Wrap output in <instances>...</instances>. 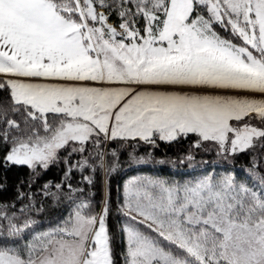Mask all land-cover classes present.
I'll return each mask as SVG.
<instances>
[{
  "label": "snow or ice",
  "instance_id": "1",
  "mask_svg": "<svg viewBox=\"0 0 264 264\" xmlns=\"http://www.w3.org/2000/svg\"><path fill=\"white\" fill-rule=\"evenodd\" d=\"M188 140L223 170L131 177L115 208L106 179L97 207L121 155ZM14 170L0 264H264V0H0V196Z\"/></svg>",
  "mask_w": 264,
  "mask_h": 264
},
{
  "label": "trees",
  "instance_id": "2",
  "mask_svg": "<svg viewBox=\"0 0 264 264\" xmlns=\"http://www.w3.org/2000/svg\"><path fill=\"white\" fill-rule=\"evenodd\" d=\"M190 144H191V140H188L186 142H181L179 144H171V145L161 143L160 148L154 152V155L157 160L164 159L166 161V163L163 165L156 163H152L149 165H135L128 161L126 155H121L120 158L121 167L116 173L111 174L110 177H105L104 174L101 172H98L95 175V185L91 188V192L95 193L94 201L96 202L97 207H99V203L104 199V191H105L104 178H106L109 181L107 187L110 190L112 207L115 208L116 204L119 202L118 197L120 191L122 190L124 181L129 176L137 172L151 173L153 175L171 179L174 177L176 178L177 177L179 178L180 176L183 177V175L188 174L187 169L189 167L190 168L192 167L193 170L197 168H205L208 170L207 164L209 163L212 165H217L219 167L220 166L224 167V162L222 160L215 157L214 155L203 154V153L197 155L196 161L192 162L191 166H189L187 162L185 164H181L179 158L184 155L185 151L189 148ZM143 151H144V146H141V152L143 153ZM202 161L207 163H202ZM247 161H248L247 156H241L237 161H234L232 163L235 164V169L239 171L240 169L247 168ZM62 167L63 166L61 165L58 167L51 168L46 174H44L41 183L47 181H52L53 183L60 182L62 175ZM182 173L184 174L182 175ZM17 174H18L17 170H14L9 174L11 176V179L8 181L10 190L3 193V195L0 196V199L7 201L15 197V189L12 188L11 185L15 182V178ZM240 174L243 175V173ZM79 181H80V174L76 173L72 177L73 187L76 186L84 187V185L79 184ZM43 202L45 204V210L44 212L40 213L37 216V219H40L45 226H47L50 222H53L56 219H58L59 216L62 214V210L66 206H68L67 200L59 204L49 203L46 200ZM17 206L19 207V205ZM109 224L114 232L117 231V229L119 228V221L115 213H113L110 216Z\"/></svg>",
  "mask_w": 264,
  "mask_h": 264
},
{
  "label": "rangeland",
  "instance_id": "3",
  "mask_svg": "<svg viewBox=\"0 0 264 264\" xmlns=\"http://www.w3.org/2000/svg\"><path fill=\"white\" fill-rule=\"evenodd\" d=\"M222 35L224 34V33H221ZM223 168L224 167H222V166H218V168H217V170H220V171H222L223 170ZM203 171H207V169H205V168H197V169H195V170H193V168L191 167H189L188 169H187V173L188 174H186V175H183L184 173H182V175H183V177L182 176H180L179 178L177 177H174V178H171V179H183V178H188V176H189V173L191 172V174L192 175H199V174H201ZM137 175H150V176H154V177H160V176H157V175H153V174H151V173H145V172H137V173H135V174H133V175H131V176H129L125 181H124V183L128 180V179H130L131 177H134V176H137ZM176 176H178V175H176ZM160 178H165V177H160ZM105 180H106V178H104ZM165 179H168V178H165ZM104 180V181H105ZM123 183V184H124ZM105 191H106V185H105ZM105 191H104V197H105ZM122 193H123V186H122V190L120 191V194H119V197H118V200L120 201V199L122 198Z\"/></svg>",
  "mask_w": 264,
  "mask_h": 264
}]
</instances>
